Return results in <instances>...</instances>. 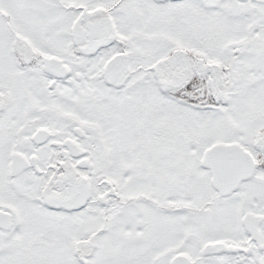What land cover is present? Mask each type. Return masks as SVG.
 Here are the masks:
<instances>
[{"label":"snow or ice","instance_id":"snow-or-ice-1","mask_svg":"<svg viewBox=\"0 0 264 264\" xmlns=\"http://www.w3.org/2000/svg\"><path fill=\"white\" fill-rule=\"evenodd\" d=\"M0 264H264V0H0Z\"/></svg>","mask_w":264,"mask_h":264}]
</instances>
